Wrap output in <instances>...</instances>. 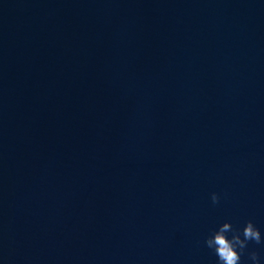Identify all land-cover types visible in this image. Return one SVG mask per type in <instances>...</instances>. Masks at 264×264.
Wrapping results in <instances>:
<instances>
[{
	"label": "water",
	"instance_id": "obj_1",
	"mask_svg": "<svg viewBox=\"0 0 264 264\" xmlns=\"http://www.w3.org/2000/svg\"><path fill=\"white\" fill-rule=\"evenodd\" d=\"M248 221L264 0H0V264H218Z\"/></svg>",
	"mask_w": 264,
	"mask_h": 264
},
{
	"label": "clouds",
	"instance_id": "obj_2",
	"mask_svg": "<svg viewBox=\"0 0 264 264\" xmlns=\"http://www.w3.org/2000/svg\"><path fill=\"white\" fill-rule=\"evenodd\" d=\"M210 199L214 205L220 202L217 193H212ZM229 233H231L230 237ZM249 242L256 244L264 242L261 232L252 221H248L242 231L233 228L230 222H224L204 241L205 246L217 256L218 264H240L241 256L245 253ZM249 258L252 264H260L255 251L249 253Z\"/></svg>",
	"mask_w": 264,
	"mask_h": 264
}]
</instances>
